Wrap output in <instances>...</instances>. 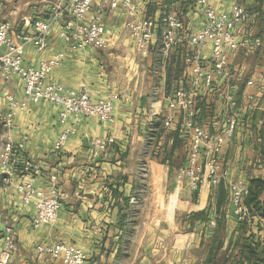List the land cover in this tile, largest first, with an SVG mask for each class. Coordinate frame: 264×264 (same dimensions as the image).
I'll return each instance as SVG.
<instances>
[{"label": "crops", "instance_id": "obj_1", "mask_svg": "<svg viewBox=\"0 0 264 264\" xmlns=\"http://www.w3.org/2000/svg\"><path fill=\"white\" fill-rule=\"evenodd\" d=\"M66 1L0 0V23L9 22L12 35H31L33 21H46L55 14L44 51L23 44V65L36 68L40 61L62 53L63 59L47 82L87 92L92 100L110 99L113 122L102 123L96 117L76 122L70 116L63 124L60 107L40 101L27 103L7 128L3 125L7 95L24 101L23 82L16 76L7 80L0 76V144L10 140L19 162L29 160L39 166L31 172L17 170L7 181L0 174V250L6 229L15 231V251L9 264H61L60 259L35 249L52 242L81 249L87 256L84 264H154L156 258V262L167 264L171 247L199 246L207 227L214 229L220 224L225 228L229 234L225 244L230 236L235 239L238 232L233 227L236 220L228 184L240 180L259 190L253 181L264 182V0H209L220 12H228L235 4L243 6L248 19L236 28L235 36L249 42L259 38L260 44L247 51L226 49V73L213 75L210 88L201 82L196 87L195 124L211 134L220 133L224 126L229 96L237 101L238 109L234 136L219 155L226 177L216 186L204 184L194 192L179 175L188 140L174 126L162 127L167 98L179 88L191 87L193 74L184 62L191 51L181 46L164 58L155 42L144 50L136 45L126 23L147 18L159 22L162 16L172 14L181 19L184 33L200 32L205 24L201 7L194 0H129L128 7L110 8L102 0H94L82 24L101 12L107 46L97 49L74 47L75 39L65 42L59 36L70 18L63 9ZM157 35L155 29L153 37ZM202 62L212 73L210 45L202 52ZM175 117L181 118L178 112ZM68 126L75 132L56 151L58 136ZM147 138L152 141L149 146ZM95 139L112 142L98 151L92 147ZM145 150L147 156L142 157ZM177 155L181 163L175 159ZM176 161L179 165L173 167ZM139 165L146 171L149 186L140 206L132 203L138 195ZM52 177L60 194L57 220L35 229L30 223L34 205L23 204L17 185L28 182L48 192ZM260 192L259 200L264 202V188ZM201 212L206 218L195 219ZM211 221L216 225L210 226ZM261 221L257 217L251 221L253 233ZM172 222L192 232L200 230L199 234L188 232L170 242Z\"/></svg>", "mask_w": 264, "mask_h": 264}, {"label": "built area", "instance_id": "obj_2", "mask_svg": "<svg viewBox=\"0 0 264 264\" xmlns=\"http://www.w3.org/2000/svg\"><path fill=\"white\" fill-rule=\"evenodd\" d=\"M94 0H67L64 10L70 18L65 21L59 36L69 42L75 39L74 47L82 48L89 45L97 49L107 46L104 38V28L101 23V12L97 11L91 21L84 25V18L90 10ZM110 8L129 6V0H102ZM200 6L205 17V24L200 32H183L181 19L172 14L164 15L159 22L152 19H135L126 23V28L134 38L136 45L146 50L152 42L159 46V54L164 58L168 54L185 46L191 53L184 62L190 67L193 74L191 87L179 88L167 98V113L162 127H173L175 131L188 140L186 161L179 170L181 178L186 179L187 188L194 192L204 184L216 186L226 177V172L220 165L219 155L225 143L232 139L237 127L238 104L231 96L227 98V115L220 133L211 134L201 126L195 124V103L197 98L196 87L201 82L204 88H210L213 83V75L223 76L228 66L225 50H245L251 46L260 44L259 38L248 40L237 39L235 30L248 19L244 7L233 5L228 12L217 11L209 0H194ZM55 14L49 20H35L32 22L31 35H12L9 22L0 23V76L7 80L11 76L20 78L23 82L24 101L19 102L7 95V111L3 118V125L10 128L14 124V118L18 111L23 110L27 103L37 104L45 101L60 107L59 118L64 124L68 117L76 122L82 118L96 117L102 123L113 122V104L110 99L92 100L87 92L75 91L65 88L58 83L47 82L50 72L58 66L63 59V54L58 53L50 60L40 61L36 68L23 65L21 50L23 44L30 43L37 52L46 49L47 33L51 27ZM158 29L157 37L153 32ZM72 33V34H71ZM210 45L211 67L213 72H207L202 62V52ZM146 55V52L144 53ZM175 112L181 116L176 120ZM73 127H64L55 144V150H61L68 138L74 134ZM152 132L150 129L149 133ZM151 139V138H150ZM112 139H95L92 142L94 150L104 151L106 145ZM14 144L6 139L0 144V174L3 180L10 179L17 170L31 172L39 168L29 160L19 162L16 157ZM48 192L36 189L31 183L17 185L23 204L34 205V213L30 223L33 228L50 226L57 220L60 209L59 191L53 184ZM232 215L237 223H247L254 219L245 205V198L249 194V186L243 181L237 180L228 184ZM136 205V199H132ZM210 226H215L214 221ZM15 231L7 228L4 235V244L0 250V264H9L15 251ZM36 251L47 254L52 259H60L61 264H84L86 254L79 248L65 242H52L50 244L37 245Z\"/></svg>", "mask_w": 264, "mask_h": 264}, {"label": "trees", "instance_id": "obj_3", "mask_svg": "<svg viewBox=\"0 0 264 264\" xmlns=\"http://www.w3.org/2000/svg\"><path fill=\"white\" fill-rule=\"evenodd\" d=\"M255 188L258 187L259 190H252L249 186V194L245 198V205L247 206L249 213L252 216H255L259 219H264V202L259 200L261 194L260 191L264 188V182L260 180H254ZM197 219H205L206 214L201 212L194 215ZM239 225L236 228L238 232L234 241H231L230 244L224 243L222 240L221 234L219 232L222 230L220 224L213 230L212 236H210V246L209 250L205 257V264H211L216 262V254L218 250L225 248V257L223 261H230L232 264H243L244 262L249 264H264V240L260 244L257 240V237L251 233L247 236L241 235V233L246 230V227H251V224L247 225L246 223H238ZM260 229V224L256 226Z\"/></svg>", "mask_w": 264, "mask_h": 264}, {"label": "rangeland", "instance_id": "obj_4", "mask_svg": "<svg viewBox=\"0 0 264 264\" xmlns=\"http://www.w3.org/2000/svg\"><path fill=\"white\" fill-rule=\"evenodd\" d=\"M241 6V5H239ZM243 7V6H242ZM151 139L149 140L147 138V146L150 145L151 143ZM264 148V147H263ZM181 150H178V155H183L182 152H180ZM264 154V152H263ZM175 157V159L179 160V163L182 162V159H180L181 157ZM147 156V151H143L142 152V157ZM264 159V156H263ZM181 160V161H180ZM179 163L176 161V163H174L173 167H176L179 165ZM137 192L138 195L136 196V204H138V206H140L141 203V199H143V194L144 192H146V190L149 188L148 186V182H147V177H146V171L144 170V167H142V165H139V170L137 172ZM237 181V180H236ZM234 182V181H231ZM230 182V183H231ZM255 218V217H254ZM197 219V218H195ZM180 220V219H179ZM200 220V219H198ZM203 220V219H202ZM252 221V220H251ZM250 222H247L246 224L249 225ZM176 222H178L176 220ZM236 222V221H235ZM216 225V224H215ZM239 224L236 222L235 224H233V227L238 228ZM260 229H256V226L253 227V231L254 233L251 231V227L248 228V226L246 227V230H244L241 235H249L251 233H253L256 237L257 240L260 242V244L263 242L264 240V219H262L261 223H260ZM216 228V227H215ZM212 227H207L205 228V230H203L201 236V242L199 243V246H195L194 243H192L189 247H186L185 249H177L176 248H172L171 247V251L169 252V254H167V258H168V262L167 264H205V257L206 254L209 250V244H210V236H212V232L213 230ZM231 229V228H230ZM228 229V230H230ZM200 231V230H199ZM199 231H191V230H187L185 227H182L180 224L174 225L173 222L171 223V229H170V242H175V238L177 239L178 237H181L180 235H183L185 233L188 232H192V233H198ZM196 233V234H197ZM219 234H221V238L222 240L224 239V241L226 240L225 237H227L228 232H226L225 228H222V230L219 232ZM229 235V234H228ZM187 238V237H186ZM235 239H233L232 236L229 237V239L227 240V243L230 244L231 241H234ZM225 243V242H224ZM227 245V244H226ZM225 248H222L220 250H218L217 254H216V262H214V264H232V262L230 261H223V257H225ZM157 258L155 259L154 264H161V262H156ZM164 264V263H162ZM213 264V263H211ZM236 264V263H235ZM243 264H249L244 262Z\"/></svg>", "mask_w": 264, "mask_h": 264}]
</instances>
